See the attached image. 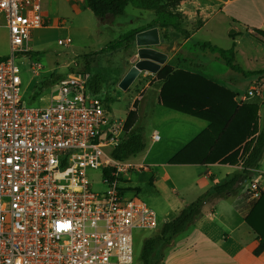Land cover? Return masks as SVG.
<instances>
[{"label":"built area","instance_id":"obj_1","mask_svg":"<svg viewBox=\"0 0 264 264\" xmlns=\"http://www.w3.org/2000/svg\"><path fill=\"white\" fill-rule=\"evenodd\" d=\"M41 2L0 0L10 50L0 58V264H133V231L156 230L158 216L119 187L124 174L146 170L111 157L125 119L81 74L55 83L46 106H27L22 96L16 59L28 55L32 31L44 25ZM40 68L30 69L38 75ZM263 87L259 77L240 101L260 98ZM95 172L105 187L98 192ZM247 190L255 199L261 193L256 182Z\"/></svg>","mask_w":264,"mask_h":264},{"label":"rangeland","instance_id":"obj_2","mask_svg":"<svg viewBox=\"0 0 264 264\" xmlns=\"http://www.w3.org/2000/svg\"><path fill=\"white\" fill-rule=\"evenodd\" d=\"M182 1L184 2H181L178 7L181 6L185 11H193L196 6L205 4L201 0ZM41 18L44 25L42 28L32 31L28 43L30 52L25 57L16 59V64L20 69L21 93L27 106H46L56 77L61 80L67 74H81L85 76L87 81H90L94 75H98L101 80L98 97L100 99L109 98L112 101L110 111L115 118H125L129 107L137 109L136 127L140 130L145 147L132 160L148 166L150 172L130 171L120 178L119 187L125 191V195H135L140 201L152 208L158 216L156 230L137 229L133 231V264H141L139 254L143 241L157 235L162 224L177 214V210L180 208L179 202L187 203L193 200L197 192L202 189L201 186L195 187V176L190 177L188 186L185 188L179 187L180 189H177L171 184L172 180H179L173 170L174 166L168 165V160L172 156L171 152L177 147L168 136L164 135L161 128L168 127L172 122H170V117L177 116V114L160 108L152 89L146 90L138 98V101H134V96L141 91L146 83L143 79L146 76H139L143 72L135 78L126 90L120 87L121 79L131 67L129 59H138L134 47L128 50L111 51L106 49L109 43L115 42L127 31L142 28L151 23L154 14L151 11L127 5L121 16H106L104 19H98L86 8L85 0L82 2L77 0H42ZM182 20V28L187 32L196 28L199 23V17L190 21L183 17ZM229 23H231L230 20ZM3 24L0 20V58L10 55L8 34ZM227 25V23L222 24L224 32L232 30L227 28ZM164 33L167 32L164 31ZM201 38V34L194 36L188 43V47L200 44ZM67 40H69L68 43H66ZM235 41H238V38H235ZM241 41L242 43L239 42L238 46L240 52L237 56L239 66L242 69L244 66L263 69L264 44L244 36H242ZM233 43L229 40L225 44L230 46ZM101 49L103 50L101 51ZM89 55L91 58L87 57ZM207 55L210 56V54ZM252 55L255 56V60H249ZM194 58L197 61L205 60L198 51L194 53ZM36 65L41 67L38 75H34L30 69L31 66ZM218 65L225 71L220 79L221 86L230 89L239 97L247 92L253 84L252 80L256 78L231 72L227 70L224 64ZM207 67L209 70L211 69L210 66ZM50 75H54L53 78ZM41 82L46 85L41 91L42 98L31 102L29 97L33 86ZM260 101L263 105L259 110V129L264 127V88ZM185 119L201 123L192 118ZM154 130L161 138L158 142H152ZM193 131L192 129L191 132ZM153 174H158V177L154 178ZM167 174L170 179L166 178ZM198 174L196 172V175ZM98 176V172L90 175L94 192L105 189L99 183ZM251 180L248 179L244 184L249 186ZM166 248L160 247L153 255L152 261L161 264V257Z\"/></svg>","mask_w":264,"mask_h":264},{"label":"trees","instance_id":"obj_3","mask_svg":"<svg viewBox=\"0 0 264 264\" xmlns=\"http://www.w3.org/2000/svg\"><path fill=\"white\" fill-rule=\"evenodd\" d=\"M181 0H85L86 8L98 19L106 16H121L127 5L153 12L151 23L138 29H131L118 39L109 43L106 49L128 50L134 47L135 35L146 29L158 27L165 32H174L178 37L186 38L187 31L182 28L183 15L178 11ZM264 38V32L255 31ZM167 38V34L163 36ZM176 38L172 39V42ZM201 50H207L216 55L232 71L249 76L264 75V71L246 73L234 64V45L228 49L220 48L210 43L198 45ZM103 49H101L102 51ZM91 58V55L87 56ZM53 78L54 75H50ZM54 81L58 82L59 77ZM146 82L159 86L157 102L164 109L190 116L207 123L200 133L184 145L168 160L169 165H236L242 168L224 177L204 194L183 206L169 221L162 224L159 233L145 239L139 254L141 264H157L152 257L160 247H167L176 235L182 233L201 214L208 202L232 194L251 177L258 167L264 153V127L259 129L260 98H249L244 102L235 101L236 94L230 89L220 86L201 75L183 71L169 65H164L153 79L143 78ZM60 81V80H59ZM88 82L91 93L98 95L100 82L94 75ZM54 83V84H55ZM45 83L34 85L31 101L41 96ZM110 105L112 101L104 98ZM134 108V107H133ZM135 109L129 110L125 117V138L111 151V157L116 161H126L144 150L140 130L134 128L136 122ZM121 180V179H119ZM122 192L125 193L123 190ZM245 224L258 240L253 249L255 256L264 250V195L260 193L251 211L245 218Z\"/></svg>","mask_w":264,"mask_h":264},{"label":"crops","instance_id":"obj_4","mask_svg":"<svg viewBox=\"0 0 264 264\" xmlns=\"http://www.w3.org/2000/svg\"><path fill=\"white\" fill-rule=\"evenodd\" d=\"M201 1L205 4L202 6H196V9L193 11H185L181 6L178 7V11L189 21L194 20V18L196 20V17H199L197 27L187 32L188 35L186 38H179L177 33L167 32L168 39H165L163 37L165 35V33L163 34L164 30L155 27L158 31L159 44L154 46L153 49L166 55V60L160 65L159 70L164 65H169L183 71L201 75L221 86L220 79L225 71L221 69L222 67L218 64L223 63L217 60L215 54H212L207 50H201L198 46L199 44L190 48L188 47L190 40L197 34H201L202 38L200 44L210 43L220 48L228 49L232 44L230 46L227 44L226 46V41L228 42L230 40L231 43L235 42L233 43L235 51L234 64L241 69V71L246 73L264 71V68H246L245 66L244 69H242L237 63V56L240 52L238 46L239 42L240 44L242 43V36L253 39L257 43L264 44V38L255 32L256 30L264 32V0ZM181 2L184 1L181 0ZM229 20L231 23H229ZM225 23L228 24L227 28L232 29L230 32H224L222 24ZM173 38L176 39L172 42ZM235 38H238V41H235ZM137 49L134 41L135 52ZM197 51L205 59L204 61L195 60L194 53ZM207 54H210V56L208 57ZM250 59L255 60V56L252 55V58H249V60ZM134 61H136V58L129 59V62L131 63L130 66L133 65ZM207 66H210L211 69L209 70ZM227 70L230 69L227 68ZM230 71L236 72L232 70ZM236 73L244 76L239 72ZM141 74L142 75L139 76H149L153 79L156 73L150 74L143 72ZM254 77L256 78L252 80V83L259 77H264V75ZM150 81H147L143 85L141 91L134 96L133 99L135 102L138 101V98L149 89L153 90L157 101L159 86L156 83H150ZM235 101L240 103V97L236 95ZM262 105L263 104L260 103L259 110ZM158 106L164 109L161 105L158 104ZM132 109H135V107H129L128 111ZM135 111L137 115V109H135ZM174 114H177V116L170 117V122L172 121L171 124L166 128H161L164 135L168 136L172 143H174L175 147H177L171 152L172 155L179 151L207 126V123L202 120L177 112H174ZM185 118H192L201 123H195ZM136 123L137 122L134 124V128H138L136 127ZM192 129L194 130L193 132H191ZM155 133H157L156 130H154V134ZM160 139L159 136V140ZM158 141L152 140V142ZM132 159L133 157L128 160L133 164L144 165L143 163L135 162ZM263 161L264 153L259 161L258 167L252 171L250 179H252L251 182L257 183L261 193L264 195ZM144 166L147 170L140 172H150L148 166ZM172 166H174L173 170L179 178V180H172L171 184L174 188L180 189L187 187L189 179L192 176H195L196 178L195 187H202V189L197 192L195 198L189 202L194 201L198 196L207 192L212 185L218 183L227 175L239 171L242 168L241 163L236 165H221L215 163L205 166ZM163 167L166 168L165 165H163ZM196 172L199 174L196 175ZM153 177L157 178L158 174H153ZM166 178L170 179L168 174ZM181 178L182 180H180ZM244 183L240 184L234 193L226 194L221 199L206 203L205 206L208 207H203L202 214L182 233L171 239L170 244L167 246L165 253H163V256L161 257V264H264V250L258 256H255L252 253L253 249L258 245V240L245 224V218L258 198L255 199L251 196V193L247 190L249 186H246ZM189 202H179L180 208H178L177 211Z\"/></svg>","mask_w":264,"mask_h":264},{"label":"water","instance_id":"obj_5","mask_svg":"<svg viewBox=\"0 0 264 264\" xmlns=\"http://www.w3.org/2000/svg\"><path fill=\"white\" fill-rule=\"evenodd\" d=\"M159 44L157 28H151L135 35L136 55L138 59L129 68L120 81V87L126 90L141 72L155 74L166 60V55L153 49Z\"/></svg>","mask_w":264,"mask_h":264}]
</instances>
